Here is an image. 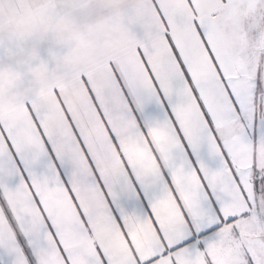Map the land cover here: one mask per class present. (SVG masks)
Segmentation results:
<instances>
[{
  "label": "snow or ice",
  "instance_id": "6c2138e0",
  "mask_svg": "<svg viewBox=\"0 0 264 264\" xmlns=\"http://www.w3.org/2000/svg\"><path fill=\"white\" fill-rule=\"evenodd\" d=\"M0 264H264V0H0Z\"/></svg>",
  "mask_w": 264,
  "mask_h": 264
}]
</instances>
